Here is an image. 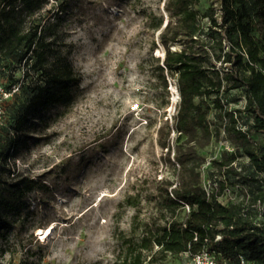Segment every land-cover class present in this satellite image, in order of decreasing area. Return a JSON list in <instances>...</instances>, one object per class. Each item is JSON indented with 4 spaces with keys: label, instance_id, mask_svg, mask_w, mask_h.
<instances>
[{
    "label": "rangeland",
    "instance_id": "1",
    "mask_svg": "<svg viewBox=\"0 0 264 264\" xmlns=\"http://www.w3.org/2000/svg\"><path fill=\"white\" fill-rule=\"evenodd\" d=\"M60 2L66 32L62 53L79 81L60 105L41 101L30 109V128L19 138L14 161L41 188L28 194L9 251L0 256L3 264H112L146 222L163 223V215L168 217L157 189L164 188V178L176 181L179 172L173 151L168 157L159 145V139L176 144L171 128L179 102L175 78L167 75L163 90L151 57L163 55L158 37L167 19L165 0H50L47 9L56 12ZM152 15L163 16L159 30L150 27ZM5 86L0 72V119L12 102ZM221 98V112L206 100L211 130L223 128L222 112L242 109L245 102L241 89ZM236 116L241 125L244 115ZM178 143L183 149L184 142ZM232 149L222 131L196 147L203 186L218 175L211 161ZM236 165L242 175L254 174L245 157ZM250 187L235 178L219 201H240ZM186 213L177 211L178 217ZM49 225L52 234L41 239L39 230ZM189 263L184 253L144 262Z\"/></svg>",
    "mask_w": 264,
    "mask_h": 264
},
{
    "label": "trees",
    "instance_id": "2",
    "mask_svg": "<svg viewBox=\"0 0 264 264\" xmlns=\"http://www.w3.org/2000/svg\"><path fill=\"white\" fill-rule=\"evenodd\" d=\"M49 2L0 0V72L7 83L4 92L12 96L0 119V256L9 251L28 194L41 188L14 161L19 138L30 128V109L41 101L60 105L79 81L62 53L64 8L60 2L53 12L47 9ZM165 11L163 27V16L150 18L152 29L162 27L158 42L163 47L161 58L151 57L163 90L166 76L175 78L179 102L171 128L176 144L159 139V145L168 157L173 151L179 172L176 181L164 178V188L157 189L160 209L168 217L163 215V223L146 222L139 238L127 241L112 264H144L167 254L193 255L202 248L223 264H239V255L264 264V0H165ZM233 89L243 91L242 109L222 112L227 120L223 128L211 130L206 100L221 112V94ZM236 112L244 115L241 125ZM221 131L233 149L211 161L218 175L207 194L196 147ZM239 157L247 159L253 175L241 174ZM235 178L252 186L249 194L222 203L219 196ZM186 206L188 213L178 217L177 211Z\"/></svg>",
    "mask_w": 264,
    "mask_h": 264
},
{
    "label": "built area",
    "instance_id": "3",
    "mask_svg": "<svg viewBox=\"0 0 264 264\" xmlns=\"http://www.w3.org/2000/svg\"><path fill=\"white\" fill-rule=\"evenodd\" d=\"M212 184L214 185V183L210 182L208 186H204V189L206 190L207 194L209 193ZM185 209L188 213L189 208L186 206ZM219 238L220 236H216L215 240ZM184 254L187 257H189V261H190L189 264H223L218 261L216 255L212 251L206 248H202L199 252L193 255H189L188 252H184ZM238 259H239V264H253L252 261H248L246 258H244L241 255L238 256Z\"/></svg>",
    "mask_w": 264,
    "mask_h": 264
},
{
    "label": "bare ground",
    "instance_id": "4",
    "mask_svg": "<svg viewBox=\"0 0 264 264\" xmlns=\"http://www.w3.org/2000/svg\"><path fill=\"white\" fill-rule=\"evenodd\" d=\"M52 229H53V226L49 225L44 229H40L38 232V235H40L41 239L46 240L52 234Z\"/></svg>",
    "mask_w": 264,
    "mask_h": 264
}]
</instances>
